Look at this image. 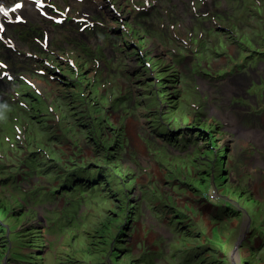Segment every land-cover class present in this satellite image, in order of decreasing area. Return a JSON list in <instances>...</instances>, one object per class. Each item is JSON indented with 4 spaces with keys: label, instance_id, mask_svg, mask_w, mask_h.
<instances>
[{
    "label": "rangeland",
    "instance_id": "obj_1",
    "mask_svg": "<svg viewBox=\"0 0 264 264\" xmlns=\"http://www.w3.org/2000/svg\"><path fill=\"white\" fill-rule=\"evenodd\" d=\"M171 1L94 0L88 4L86 0H66L72 15L85 11L90 24L95 23L80 32L67 30V35L90 47V53L101 50L106 58L110 57L114 67L108 68L102 62L98 75L118 82L112 86L98 84L97 92H92L88 82L91 79L86 78L82 90L89 97L87 100L101 101L94 109H88L89 104L85 108L73 96L77 91L69 87L65 73L58 72V85L66 88L64 94L71 109L60 107L56 100L61 122L55 126V121L49 119L45 124L57 132L55 135L62 132L67 142L58 139L46 145L34 143L36 153L28 156L34 161L22 169L27 171L24 175L19 171L7 173L6 166L0 167V179L15 173L0 181V197L7 203V219L8 215L19 219L16 226L10 222L6 227V217L0 210V264H19L11 256L14 245H19V224L29 225L22 230L38 229L46 241L58 236L46 232L53 224L50 221L59 217L52 213L63 207L65 200L70 206L69 201L77 193L72 196V187L86 191L88 196L80 200L81 207L85 204L88 210L82 213V220L88 223L80 231L99 229L105 222L112 232L107 235V231L96 230L100 233L94 232L89 240L83 237V231L81 235L76 232L79 229L71 228L69 239L63 242L62 236L61 242L37 264H82L84 260L86 264H141L140 259L147 253L157 264H264L260 242L264 236L259 235V231L264 232V18L259 16V9L264 14V0H217V5H211L219 9L215 18H198L182 1L179 17ZM136 5L143 12L138 14ZM100 20L104 26L97 24ZM74 23L75 20L71 26ZM122 23L132 31L130 34L125 33ZM194 25L195 42L190 49L188 42ZM116 29L118 33L114 32ZM173 31L180 32L175 40L167 36ZM199 32H203L202 37ZM238 36L251 47H242L235 39ZM75 46L76 43L64 44L63 51H73ZM87 72L93 75L88 67ZM161 73L164 75L155 76ZM181 77L183 81L179 82ZM40 84L44 90L45 83ZM116 85L114 95V90L109 89ZM54 93H49L50 101ZM102 95L106 99L101 100ZM194 103L198 108L191 106ZM100 106L103 110H99ZM46 108L47 105L40 109ZM184 109L190 115L206 109L208 113L202 118L215 124L213 132L202 136L190 128L182 131L181 128L191 126L184 123ZM9 122L0 117V133L5 125L12 139L9 142L14 143L18 136ZM202 123L193 121L194 131L204 130ZM32 124L34 127L33 121ZM42 124L38 121L36 125L43 127ZM99 131L111 146L103 144L104 138L96 134ZM33 132L31 128V139ZM209 142L214 152L207 150L211 149ZM0 143L1 152L12 157L14 163L20 158L18 155L27 153L14 149L5 139ZM51 164H55V173L48 169ZM213 164L218 165L219 172L211 169ZM222 170L227 177L217 182ZM56 173L63 175L57 177ZM94 176L99 180L90 183ZM48 183V189H38ZM49 188L55 190L53 196ZM91 193L98 198H91ZM100 199L103 201L97 206ZM98 214L104 216L101 221ZM221 222L226 225L219 233ZM27 240V245L33 243V238ZM21 250L33 255L48 251L46 247L37 250L31 246ZM30 262L33 264L34 260Z\"/></svg>",
    "mask_w": 264,
    "mask_h": 264
},
{
    "label": "trees",
    "instance_id": "obj_2",
    "mask_svg": "<svg viewBox=\"0 0 264 264\" xmlns=\"http://www.w3.org/2000/svg\"><path fill=\"white\" fill-rule=\"evenodd\" d=\"M66 71L65 72H67L68 74H70L72 77H76V75H77V77L80 79V80H84V77H83V75H81V72H80V74H79V72L78 73H76V72H71L72 70H71V66H69V65H67V67H66ZM79 74V75H78ZM162 75H164L163 73H161ZM67 82H69L70 83V86H73V85H76L77 86V83H72V82H70V81H67ZM79 85V84H78ZM160 93L162 94L163 92L162 91H160ZM167 93H163V95H166ZM74 97H77L79 100H81L82 101V99H85L82 95H80V93H78V92H76L75 93V95H73ZM81 97H82V99H81ZM87 103L89 104V106H88V109H90L89 107L91 106V108H95V106L97 105L94 101H90V102H88L87 101ZM66 106V105H65ZM85 106V105H84ZM68 107L71 109V104L70 103H68ZM86 108V107H85ZM84 108V109H85ZM87 110V109H86ZM167 113H170V111H167ZM175 114L176 113H174V115H173V117H176L177 118V116H175ZM195 115V116H194ZM194 115H190V113L189 112H187V110H185L184 109V111L182 112V116L187 120V121H185V122H187V123H190V122H193V121H196L197 122V120H199V121H202L203 123H202V126H205L206 128H208L209 130H212V129H215L214 127H216L215 126V124L212 122V121H210V120H204L203 118H202V116H204V114H202V113H199L198 111H196L195 112V114ZM194 116V117H193ZM35 118H38V119H40L38 116H36L35 115V117H34V119ZM183 118V119H184ZM46 119V118H45ZM184 119V120H185ZM36 121H38V120H36ZM45 122H43V127L42 126H39V125H36L35 126V129H34V131L35 130H38L37 132L39 133V136L37 137V140H39V143H42V144H45L46 145V143H49V142H56L58 139L59 140H65L66 141V139L64 138V134H59V135H57V136H54V134H52V132L50 131V128H51V126H49V127H47V124H45L47 121L46 120H44ZM102 124H103V122H102ZM197 131H199V133H202L204 136H205V131L206 130H200L199 128H198V130ZM212 132H213V130H212ZM42 134V135H41ZM97 134V136L99 135V137H102V138H104L102 135H101V131H99L98 133H96ZM38 134H36L35 135V138H36V136H37ZM61 135V136H60ZM105 135L109 138L110 137V134L108 133V132H106L105 133ZM213 139V138H212ZM215 140V139H214ZM67 142V141H66ZM108 143V144H107ZM214 143H216V141L214 142ZM103 144L106 146V147H109V146H111L110 144H111V142H106V138H104V141H103ZM205 144H207V143H205ZM204 146H208V144L207 145H204ZM209 147L211 148V149H207V150H209L210 152H211V150H212V146H211V143L209 142ZM30 149H34L33 147H30ZM213 151V150H212ZM34 152H36V151H34ZM56 152V150L55 149H53V154ZM208 151H205V153H207ZM201 152H199L198 151V154H200ZM44 154V153H43ZM219 155H221V152H219ZM45 157V156H44ZM46 158V157H45ZM47 159H48V157H47ZM195 160L193 159V162H194ZM217 161V160H216ZM113 162H118V161H113ZM54 165L55 164H51L50 165V167H48V169H50V170H53L52 171V173L54 172L55 173V171H57V169H55V167H54ZM211 169L213 170V169H216V171L217 172H219V169H218V165H214L213 164V166L211 167ZM221 172V175L218 177L217 176V182L218 181H220V180H222V179H220L219 180V178H223L224 179V177H227L226 176V173L225 172H223V170L222 171H220ZM192 173V172H191ZM57 174V177L59 176V175H63V173H56ZM50 175H52V174H50ZM210 175V174H209ZM96 180H97V178H96ZM91 182V181H90ZM210 183H213V181L212 180H210ZM220 183V182H219ZM183 184H185V183H183ZM221 184V183H220ZM70 186H72V184H70ZM76 187H72V189H74L73 191H75V190H77V189H75ZM71 190V189H70ZM40 191V190H39ZM55 190H52V191H50V193H52V196H53V192H54ZM73 191H71V192H73ZM41 192V191H40ZM58 192V190L56 189V193ZM241 192H243L242 190L239 192V195H242V193ZM39 193V192H38ZM43 193H45V192H43ZM48 195V197H49V194H47ZM246 196V195H245ZM146 198V197H145ZM252 199L253 200H255V201H257V199L253 196L252 197ZM150 200H151V197H150ZM258 202V201H257ZM169 208L167 207V209H166V211L168 210ZM0 210H1V212L4 214V215H7L6 214V212H7V203H6V201H3L2 199H1V197H0ZM226 211V213L228 214L229 213V210H227V209H225ZM56 215H57V213H56ZM229 215V214H228ZM259 215V214H258ZM58 216V215H57ZM62 216V215H61ZM60 216V219H59V224L58 225H60V226H63V224L65 223V222H63V221H65V218H62ZM73 216H75V215H73ZM6 217V216H5ZM74 218V217H73ZM72 218V219H73ZM217 219H219V218H217ZM222 220V219H221ZM18 221H19V219H15L12 215H8V219H7V217H6V223L7 224H9L10 222H14L13 224H14V226H16L17 225V223H18ZM219 222V221H218ZM75 224H77V226L79 225V223H77V221H75ZM219 225V233H221V231H224L225 230V225H226V222H221V223H218ZM27 226H29V225H27L26 224V226L24 225L23 227H21V224H19V230H18V232H17V237H19V245H14V251H13V254L11 255L14 259H15V261H18L19 263L21 262L22 264H25V263H28V264H30L31 262L30 261H32L33 260V258H37L36 260H38V259H41L42 258V255H40V257L39 256H36V255H33L32 253H30V254H28V252H22V250L21 249H23V248H26V247H32V249H39V247H40V243H42L43 242V239H42V237H41V233L39 234V232L40 231H38V229H33V228H31L29 231H27V230H22L23 228H25V227H27ZM59 227V226H58ZM96 227V226H95ZM6 228V227H5ZM94 228V227H93ZM98 228L99 229H93V230H90L89 232H88V230L87 231H85V230H83V233H84V235H83V237H85L86 239H89L90 240V237H91V235H93L94 234V232L95 233H97V234H99L101 231L102 232H104V231H107L108 232V234L107 235H110V233L112 232L111 230H110V228H111V226L110 225H107L105 222H103V224H100L99 226H98ZM27 229V228H26ZM96 230H99L100 232L98 233ZM26 231V232H25ZM111 231V232H110ZM259 235H261V236H264V232H261V231H259ZM98 236V235H97ZM29 237L30 238H33V243H31V244H29V245H27V239H29ZM99 237H101V236H98V238ZM104 237V236H103ZM107 237V236H106ZM114 234H113V236L111 237V242H114ZM222 238H224V237H222ZM225 239V238H224ZM260 239V238H259ZM11 240H12V238L10 237L9 238V242H11ZM244 240H247V239H244ZM261 240V239H260ZM20 241H24V243H22V242H20ZM225 241H226V239H225ZM110 242V243H111ZM261 242V247H264V237H263V240H261L260 241ZM242 241H238V243L237 244H240V245H242ZM22 245H24V246H22ZM235 246V245H234ZM239 246V245H238ZM240 249V248H239ZM116 253V252H115ZM257 254V253H256ZM15 255V256H14ZM18 256V257H17ZM145 257H144V259H140V261H142L141 262V264H144V263H146V264H148V262H150L151 264H154L155 263V261H153V257H152V255H148V253L147 254H145L144 255ZM16 257H17V259H16ZM243 257V260H246V257L245 256H242ZM30 258H31V260H30ZM138 262V261H137ZM33 264H35V262L33 263ZM82 264H86V260H84L83 261V263ZM138 264H139V262H138ZM155 264H157V263H155ZM246 264V263H245Z\"/></svg>",
    "mask_w": 264,
    "mask_h": 264
},
{
    "label": "bare ground",
    "instance_id": "obj_3",
    "mask_svg": "<svg viewBox=\"0 0 264 264\" xmlns=\"http://www.w3.org/2000/svg\"><path fill=\"white\" fill-rule=\"evenodd\" d=\"M229 193V192H228Z\"/></svg>",
    "mask_w": 264,
    "mask_h": 264
}]
</instances>
